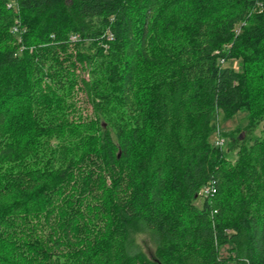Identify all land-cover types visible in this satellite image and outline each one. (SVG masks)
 <instances>
[{
	"label": "trees",
	"instance_id": "obj_1",
	"mask_svg": "<svg viewBox=\"0 0 264 264\" xmlns=\"http://www.w3.org/2000/svg\"><path fill=\"white\" fill-rule=\"evenodd\" d=\"M231 261L264 264V0H0V264Z\"/></svg>",
	"mask_w": 264,
	"mask_h": 264
},
{
	"label": "rangeland",
	"instance_id": "obj_2",
	"mask_svg": "<svg viewBox=\"0 0 264 264\" xmlns=\"http://www.w3.org/2000/svg\"><path fill=\"white\" fill-rule=\"evenodd\" d=\"M238 32H239V29H238ZM224 64H230V65L234 66L235 68H238L239 67V59L232 60L229 62H225ZM79 96L81 98H83V95L81 93L79 94ZM81 105L83 107H85V106L87 107L85 109L84 114H91V108H88L85 101H83ZM247 123H248V112H246V111H242V112L238 113L235 117H233L229 120H225L223 118L222 114H220V117L218 118V120L216 122V125H218L219 130H217L216 134H214V136L212 138V142L215 143L218 138H222L224 140V144L226 145L229 142V139L227 137H226V139L224 137H220L221 133L227 132V134L232 135L234 131L245 127ZM244 134H245V132H242L241 135L243 136ZM257 134H259V132H257ZM230 158L235 160L236 155L232 154L230 156ZM135 239H136V242L142 248V250L145 251V253L149 257L153 258L154 254H155V247L150 242L148 237L145 234L136 232L135 233ZM231 253L232 252L229 249V247H224L221 249V256H223V257L233 256V255H231ZM229 264H235V261H231V262H229Z\"/></svg>",
	"mask_w": 264,
	"mask_h": 264
},
{
	"label": "built area",
	"instance_id": "obj_3",
	"mask_svg": "<svg viewBox=\"0 0 264 264\" xmlns=\"http://www.w3.org/2000/svg\"><path fill=\"white\" fill-rule=\"evenodd\" d=\"M15 31H17V28H15ZM221 63L223 64L224 61H221ZM216 145L223 146L224 140L222 138H218L216 140ZM215 193H216V183L214 181H211L209 184L204 186V188L201 190V194L206 195V196L213 195Z\"/></svg>",
	"mask_w": 264,
	"mask_h": 264
}]
</instances>
